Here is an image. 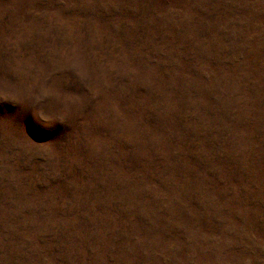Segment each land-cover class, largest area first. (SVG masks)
Wrapping results in <instances>:
<instances>
[{"label":"rangeland","instance_id":"obj_1","mask_svg":"<svg viewBox=\"0 0 264 264\" xmlns=\"http://www.w3.org/2000/svg\"><path fill=\"white\" fill-rule=\"evenodd\" d=\"M0 264H264V0H0Z\"/></svg>","mask_w":264,"mask_h":264}]
</instances>
